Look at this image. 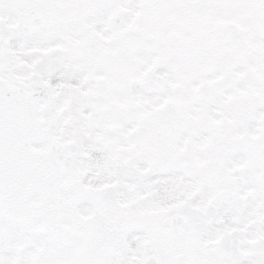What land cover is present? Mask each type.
Segmentation results:
<instances>
[{"label":"snow or ice","instance_id":"snow-or-ice-1","mask_svg":"<svg viewBox=\"0 0 264 264\" xmlns=\"http://www.w3.org/2000/svg\"><path fill=\"white\" fill-rule=\"evenodd\" d=\"M0 264H264V0H0Z\"/></svg>","mask_w":264,"mask_h":264}]
</instances>
